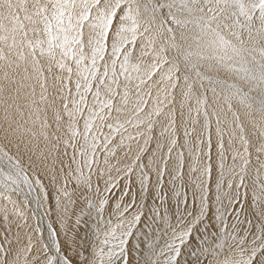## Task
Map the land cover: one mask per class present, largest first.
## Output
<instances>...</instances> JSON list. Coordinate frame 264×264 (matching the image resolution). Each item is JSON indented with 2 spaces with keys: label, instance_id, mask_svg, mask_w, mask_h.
<instances>
[{
  "label": "snow or ice",
  "instance_id": "6c2138e0",
  "mask_svg": "<svg viewBox=\"0 0 264 264\" xmlns=\"http://www.w3.org/2000/svg\"><path fill=\"white\" fill-rule=\"evenodd\" d=\"M0 264H264V0H0Z\"/></svg>",
  "mask_w": 264,
  "mask_h": 264
}]
</instances>
